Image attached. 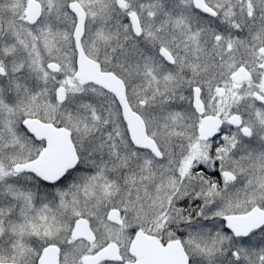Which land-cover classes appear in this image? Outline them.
<instances>
[{"label":"snow or ice","instance_id":"snow-or-ice-1","mask_svg":"<svg viewBox=\"0 0 264 264\" xmlns=\"http://www.w3.org/2000/svg\"><path fill=\"white\" fill-rule=\"evenodd\" d=\"M0 264H264V0H0Z\"/></svg>","mask_w":264,"mask_h":264}]
</instances>
